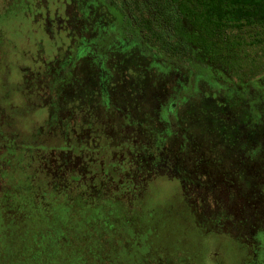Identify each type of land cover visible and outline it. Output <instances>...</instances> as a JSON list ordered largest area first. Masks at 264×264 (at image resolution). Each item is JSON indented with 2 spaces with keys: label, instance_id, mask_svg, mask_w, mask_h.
<instances>
[{
  "label": "rangeland",
  "instance_id": "1",
  "mask_svg": "<svg viewBox=\"0 0 264 264\" xmlns=\"http://www.w3.org/2000/svg\"><path fill=\"white\" fill-rule=\"evenodd\" d=\"M109 1L0 0V264H264L254 29L173 53Z\"/></svg>",
  "mask_w": 264,
  "mask_h": 264
},
{
  "label": "trees",
  "instance_id": "2",
  "mask_svg": "<svg viewBox=\"0 0 264 264\" xmlns=\"http://www.w3.org/2000/svg\"><path fill=\"white\" fill-rule=\"evenodd\" d=\"M156 5L158 11L154 20L160 25L155 38L170 43L173 53L179 51L180 38L197 45L190 51L211 55L216 48L235 46L238 41L235 42L231 34L244 28L254 29L247 42L264 46V0H166L165 3L157 0ZM186 22L199 33L194 32L190 37ZM151 23L156 24L153 20ZM166 28L173 31L176 44L165 39L163 32Z\"/></svg>",
  "mask_w": 264,
  "mask_h": 264
},
{
  "label": "flooded vegetation",
  "instance_id": "3",
  "mask_svg": "<svg viewBox=\"0 0 264 264\" xmlns=\"http://www.w3.org/2000/svg\"><path fill=\"white\" fill-rule=\"evenodd\" d=\"M110 1H112V0H110ZM110 1H109V2H110ZM112 3H113V2H112ZM115 6H117V7H118V4H116ZM119 8L121 9V7H120V6H119ZM181 40H182V39H181ZM183 45H184V44H183Z\"/></svg>",
  "mask_w": 264,
  "mask_h": 264
}]
</instances>
